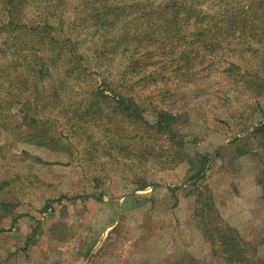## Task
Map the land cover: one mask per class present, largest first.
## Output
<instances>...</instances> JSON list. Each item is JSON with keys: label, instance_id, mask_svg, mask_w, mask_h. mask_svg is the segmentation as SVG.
I'll use <instances>...</instances> for the list:
<instances>
[{"label": "rangeland", "instance_id": "1", "mask_svg": "<svg viewBox=\"0 0 264 264\" xmlns=\"http://www.w3.org/2000/svg\"><path fill=\"white\" fill-rule=\"evenodd\" d=\"M139 1L146 12L171 2ZM188 4L211 12L215 19L211 16L210 21L219 15L229 21L248 1ZM140 10L131 11V16L126 12L116 33L143 34L150 21L160 24ZM74 16H66L65 36L79 45L89 69L79 82L73 81L74 87L69 82L59 94L60 102L88 100L103 81L112 87L122 83L123 93L147 105L144 116L149 120L153 106L183 113L184 153L189 158L207 156L209 161L195 184L186 156L177 157L166 136L133 130L111 147L96 143L107 134L104 127L84 126L94 134L89 139L75 132L60 110L47 108L40 116L51 118L67 146L54 151L28 143L13 131L14 120L21 116L14 105L4 120L9 123L0 126V182L9 180L0 199L15 205L11 213L0 210V264H233L204 237L202 225L207 221L237 230L247 249V260L238 264H264V137L253 133L264 121V94L247 91L240 82L243 73L237 68L227 71L226 63L205 75V64L195 57L186 68L175 57L177 52L157 50L163 39L147 47L142 43L138 66L126 74L132 67L129 53L106 58L91 54V28L73 25ZM145 50H150V58ZM229 54V61H238ZM239 145L250 151L236 154ZM123 147L128 151L119 152ZM197 187L207 190L198 195ZM210 202L213 212L203 205Z\"/></svg>", "mask_w": 264, "mask_h": 264}, {"label": "trees", "instance_id": "2", "mask_svg": "<svg viewBox=\"0 0 264 264\" xmlns=\"http://www.w3.org/2000/svg\"><path fill=\"white\" fill-rule=\"evenodd\" d=\"M48 1L50 5L44 4V0H0V126L9 123L4 122L5 117L11 112L12 106L18 105L21 116L20 120H14L13 131L18 130L19 137L28 143L54 151L67 150V146L50 122L51 118L40 116V112L47 108L64 113L71 128L86 138L92 139L94 136L88 132L87 126L104 127L108 132L101 139L97 138L96 143L103 141L111 147L126 139L128 131L131 133L139 130L149 136L155 135L156 138L164 135L169 146L176 148L177 157L186 156L193 171L189 178L196 184L202 178L209 159L207 156L189 158L184 153L183 134L180 131L185 122L183 113L153 106V119L149 120L144 116L147 105L139 103L132 94L123 93L120 90L122 83L113 84L114 88L107 81H103V85H95L92 93L94 96L88 100L69 98V101L60 102L59 94L70 87L69 82L72 81L74 87L73 81L79 82L89 69V64L84 63L82 54L78 52L79 45L75 46L77 43L68 35L65 36L68 32L64 28L66 22L69 23L66 16L73 13L74 18H70L73 25L91 28V54L97 53V56L106 58L121 51V54L129 53L132 67L126 74L134 72V67L138 66L140 60L136 54L143 48L142 43L147 42V47L152 42L160 43L163 39L157 50L171 55L177 52L175 57L178 61L183 60L185 67L198 57L199 63L205 64L207 75L214 67L226 63L227 71L233 73L232 69L237 68L243 73L240 82L247 91L262 95L264 0H247L248 6L237 10L236 15L231 16L232 20L226 21L219 15L215 22L209 20L211 16L214 18L211 12L203 13L201 9L188 4V0H171L164 6H154L148 12L141 9L142 2L139 0ZM194 3L197 5L196 1ZM137 10L144 17L154 16L160 24L150 21L143 34H117L115 29L121 24V18L126 16V12L131 16V11ZM188 27L193 28L189 30ZM225 40L227 44L223 43ZM149 51L145 50L148 58L151 57ZM229 53L235 55L238 61H229V57H232ZM259 69L262 70L261 76L258 75ZM156 93L162 94L161 91ZM253 133L264 137V121H260ZM234 141H238V138ZM134 145L137 144L131 146ZM245 146L235 147L236 154L249 152V148ZM127 148L123 147L118 151H128ZM8 181L0 182V193L7 187ZM260 182L264 200V178ZM144 186L145 184L139 185L141 188ZM197 188L198 195L207 190L205 187ZM203 205L214 211L211 202ZM14 206L13 202L0 199V210L3 213H11ZM47 207L45 205L43 210ZM199 215L204 220L201 212ZM16 219L17 215L13 221ZM208 224L209 221L202 225L204 237L217 245V250L227 262L238 264L247 260L246 243H243L236 229L229 225L219 227L212 221L209 226Z\"/></svg>", "mask_w": 264, "mask_h": 264}]
</instances>
